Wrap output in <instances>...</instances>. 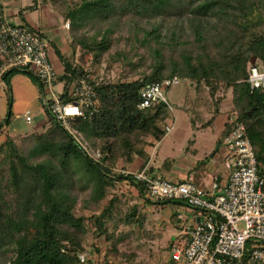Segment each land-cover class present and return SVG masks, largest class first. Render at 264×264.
I'll return each instance as SVG.
<instances>
[{"label":"trees","instance_id":"obj_1","mask_svg":"<svg viewBox=\"0 0 264 264\" xmlns=\"http://www.w3.org/2000/svg\"><path fill=\"white\" fill-rule=\"evenodd\" d=\"M42 1L64 13L65 21L70 24L73 54L61 57L64 72L59 76L60 81L67 83L84 74L82 67L74 64L77 45L83 53L91 54L93 65H97L102 54L118 41L112 38V29L100 30L103 20L126 16L135 27L139 21H177L187 17L194 27V39L188 42L173 34L164 41L158 26L143 31L139 38L140 28L136 26L132 56H139L138 62L129 58L126 61V53L121 51L111 56L113 60H125L132 70L143 69L131 81L111 82L103 78L92 81L99 99L98 112L90 119H77L74 127L91 148L99 151L97 161L84 152L47 109L49 126L43 132L15 138L6 136L0 144V252L8 255L7 264H79L78 255L84 250L90 230L94 228L99 235L110 238L109 226L116 227L118 223L115 213H121V208L116 205V195L103 203L108 191L118 183L134 186L140 197L151 201L145 196L143 183L135 182L131 175L112 172L119 163L125 168L136 158L144 161V169L149 159L148 149L166 135L164 127L171 117L169 107L161 101L147 108L138 107L140 91L147 84H161L177 76L193 83L197 94L204 92L206 86V94L214 106L207 125L219 114L218 106L224 98L220 90H230L233 108L217 142H223L231 119L243 122L258 170L263 171L264 89L251 91L247 78L252 64L264 71V0ZM211 17L217 23L211 26L212 35H208L202 29V22ZM83 18L85 22L88 19L92 34L83 32L87 25ZM19 72L27 74L43 94V84L34 73L16 68L5 71L2 81L9 110L0 131L10 123V79ZM206 162L204 158L198 164ZM146 173L166 178L157 175L153 168L146 169ZM77 183L79 189L91 187L90 198L85 203L93 209L101 206L98 214L90 217L76 214ZM153 203L162 207L182 204L172 200ZM121 215L119 220L125 225L137 224L143 228L144 218L136 206ZM177 215L175 212L170 217L173 226L179 229L182 222ZM143 231L149 233L145 228ZM172 243L171 240L167 246L168 252ZM109 251L118 253L114 243ZM169 262L168 258L164 264Z\"/></svg>","mask_w":264,"mask_h":264},{"label":"built area","instance_id":"obj_2","mask_svg":"<svg viewBox=\"0 0 264 264\" xmlns=\"http://www.w3.org/2000/svg\"><path fill=\"white\" fill-rule=\"evenodd\" d=\"M64 26L70 28L69 21ZM48 51L49 43L40 32L25 24L12 23L0 13V81L10 68L34 73L43 84L41 99L45 109L97 161L99 151L91 148L74 127L77 119H90L98 112L99 99L92 83L95 75L91 68L81 66L83 75L68 83L60 81L48 59ZM74 64L78 65L77 59ZM180 81L175 76L161 84L145 85L140 91L138 107L147 108L161 101L172 114L161 88ZM247 83L251 91L264 89V71L259 65H250ZM57 84L59 89L55 88ZM230 123V130L223 138L228 152L224 182L214 177L209 186L200 187L190 180L151 177L145 168L118 170L143 183L145 196L150 200L177 201L199 212L198 222L188 221L181 211L178 213L185 222L179 241L169 251V264H264V169L258 170L245 124L233 119ZM164 129L167 134L172 126L166 123ZM78 259L79 264H87L90 257L87 252H81Z\"/></svg>","mask_w":264,"mask_h":264},{"label":"rangeland","instance_id":"obj_3","mask_svg":"<svg viewBox=\"0 0 264 264\" xmlns=\"http://www.w3.org/2000/svg\"><path fill=\"white\" fill-rule=\"evenodd\" d=\"M68 3L78 2L79 0H66ZM104 21V20H103ZM100 23V30L112 29V38L118 40L108 52L102 54L101 61L97 65L92 63V55L83 53L77 45L75 48L74 62L77 59L78 66H85L92 69L95 78H103L111 82L131 81L139 76V72L143 69L140 67L137 70H132L125 64V60H113L111 56L116 52L126 53V61L137 63L139 56H132V48L136 46L134 35L136 34V26L138 37L142 38L143 31H150L154 26H158V31L164 41H167L173 34H176L180 40L191 42L194 39V27L190 24L187 17L171 21V19L160 21L159 19H151L150 21H139L134 27L133 22L129 18L114 17ZM83 23L87 24L83 27V32L92 34L93 30L89 29L88 19ZM217 20L214 17L208 18L202 22V29L208 35H212V25L216 24ZM88 30V31H87ZM190 49L191 46L187 45ZM142 53V49H139ZM129 58V59H128ZM180 78V77H178ZM179 83L169 87L162 86V92L169 105L173 109L171 118L167 122L172 129L166 134L164 139L160 141L153 152L158 155L160 160L168 155L174 156L177 161L185 160L186 156L195 155L194 159H204L205 157L214 156L219 162L224 158L226 161L228 152L223 144H218V131L216 124L221 122L224 114L228 117L232 112L231 91H221L219 94L224 98L219 104L218 109L220 116L216 118V123L207 125V121L211 118L214 112V106L206 94L207 87L203 86L204 92L197 94L188 79L180 78ZM60 85L55 86L59 89ZM204 124V125H203ZM43 132V131H42ZM39 134V133H37ZM123 169L121 163L112 168L113 173H120L118 170ZM170 179V178H168ZM173 180V179H170ZM175 181V180H173ZM194 183V180H190ZM79 183L76 184L74 192L78 195L75 212L78 216L90 217L93 214L100 212L101 206L98 208H90L86 204L90 198L91 187L79 189ZM116 195L118 202L116 205L121 208V213H115V218L118 220L116 227L109 226L110 238L105 235H99L97 230L92 228L84 244V250L87 252L90 259L89 264H164L169 258L168 245L172 240V244L179 241V233L181 228L173 226L171 214L177 213L178 208L173 206L162 207L160 204L153 203L151 200L147 202L144 197H140L138 190L134 186L126 182L118 183L114 188L108 191L106 203L110 198ZM137 207V210L143 215L145 228L149 233L143 231V228L137 224L125 225L119 218L121 214L129 212L132 207ZM100 207V208H99ZM184 214V209L180 207ZM178 217V216H177ZM179 218V217H178ZM181 220V219H180ZM182 222V221H181ZM109 225H111L109 223ZM114 243L117 249V254L111 249ZM9 255H11L9 253ZM8 255H3L0 252V264H7Z\"/></svg>","mask_w":264,"mask_h":264},{"label":"crops","instance_id":"obj_4","mask_svg":"<svg viewBox=\"0 0 264 264\" xmlns=\"http://www.w3.org/2000/svg\"><path fill=\"white\" fill-rule=\"evenodd\" d=\"M0 13L12 23L25 24L34 31L40 32L49 43L48 59L50 63L59 75L63 74L64 64L61 57H70L73 54L71 31L64 26V13L54 10L49 3H44L42 0H0ZM10 83L12 90L11 118L10 123L3 126L0 131V144L4 142L7 135L15 138L37 134L49 126L40 89L31 78L27 74L19 72L11 77ZM8 110L5 84L0 81V124L6 120ZM220 114L221 111L211 124ZM27 116L29 119L26 118ZM227 119L228 116L224 114L221 122L216 124L219 137ZM159 142H153L154 145L148 149L149 159L144 165L145 169L153 168L157 175H162L167 179L194 180V183L200 187L209 186L214 177H218L220 182L226 180L227 168L224 158L218 162L214 156H211L208 157L205 164H198L203 159H194L195 155L186 156L185 160L177 161L174 156L167 153V156L160 160L156 152H153V148ZM143 163L141 158H136L125 169L138 171L142 169ZM135 190L137 189L135 188ZM180 207L187 209L183 211L188 221L198 222L201 220L199 212L184 206L175 207L178 208L177 213L181 211ZM181 221L184 224L185 221L183 219ZM181 233L182 229L179 235Z\"/></svg>","mask_w":264,"mask_h":264}]
</instances>
